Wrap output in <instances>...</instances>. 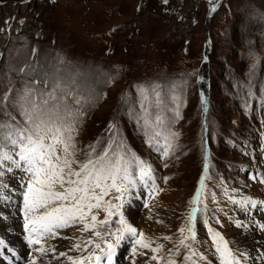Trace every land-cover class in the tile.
I'll use <instances>...</instances> for the list:
<instances>
[{"label":"rangeland","instance_id":"374dc122","mask_svg":"<svg viewBox=\"0 0 264 264\" xmlns=\"http://www.w3.org/2000/svg\"><path fill=\"white\" fill-rule=\"evenodd\" d=\"M27 89L55 91L50 103L79 117V159L111 149L138 184L110 191L119 207L93 209L89 231L76 222L47 238L68 257L93 263L123 217L137 235L124 234L121 264H254L244 240L264 206V0H0V121L24 122L9 101ZM0 152L12 157L0 159V221L18 220L28 173L13 163L19 147Z\"/></svg>","mask_w":264,"mask_h":264},{"label":"snow or ice","instance_id":"6c2138e0","mask_svg":"<svg viewBox=\"0 0 264 264\" xmlns=\"http://www.w3.org/2000/svg\"><path fill=\"white\" fill-rule=\"evenodd\" d=\"M58 87L59 83L54 85V89ZM46 96L48 98H45ZM57 99L55 91L40 93L37 97L33 89H27L19 100L13 98L9 101L12 106L19 108L24 122L18 121L13 125L0 121V147L6 144L13 148L19 147L17 153L19 161L13 163L20 167L23 162L25 165L23 170L28 173L24 193V226L28 229L31 224V232L38 237L44 234L55 236L54 229L71 226L76 222L83 225L84 231H89L96 222L95 215L90 218L91 225L87 222L92 210L100 209L103 205L104 211L111 216L112 208L119 205L105 201L104 197L112 190L117 193L128 191L125 181L128 184L133 183L127 168L122 167V157L109 156L111 149L96 155L88 153L83 160L78 158L73 134L77 131L79 117L67 105L62 107L61 103H50V100ZM6 100L7 97L0 98V105ZM76 103H80L79 99ZM12 119L15 120V117ZM0 159L11 160L12 157L0 152ZM143 175L142 172L141 177ZM116 198L121 199L119 196ZM189 219L191 220V214ZM104 223L107 224L108 221ZM120 224L122 227L117 232L110 233L114 237V242L107 243L106 250L101 248L100 244H96L95 247L100 249L102 255L93 254L87 257L89 261L93 258L96 261L106 258L111 264L113 254L124 239V234L137 235L136 229L127 224L123 217ZM95 236L104 239L98 231L95 232ZM191 238L195 239L194 233ZM29 242L36 244L39 240L30 237ZM136 243L143 248L150 247L144 243L143 234H140V239ZM76 247L79 248V245ZM135 251L133 249V253ZM217 251H220L219 246ZM224 255L222 253V257ZM69 259L72 260L71 257ZM72 264H84V261L72 260Z\"/></svg>","mask_w":264,"mask_h":264},{"label":"bare ground","instance_id":"6f19581e","mask_svg":"<svg viewBox=\"0 0 264 264\" xmlns=\"http://www.w3.org/2000/svg\"><path fill=\"white\" fill-rule=\"evenodd\" d=\"M10 212H11L10 215L8 213L4 221H0V238L3 239V243L6 244V246L7 244H10L12 246H15V245L18 246V240L15 234L19 232L20 225H25V218L22 217V221L17 223V218H15L14 212L13 211H10ZM259 228L258 227L254 228L253 231H251L252 233L251 239L249 237H246V239L244 240V245L248 247L249 250L251 251V261H253L254 264H264V261H263L264 259L262 256H260L262 253L264 254V206L262 207ZM40 249L46 250L43 256H40L35 253L30 255L31 251L25 253L24 250L18 251L16 248H13V247H10V248L5 247V251L9 250V252L14 255L19 254L20 256H22L23 253H25V257L26 255H28L27 259L29 261V264H33V262H35V264H65L67 263L66 262L67 254L64 253L62 255L65 249H63L60 244L50 243L46 238L42 241L40 245ZM2 250L3 248L0 247V252ZM37 250H34V252H37ZM59 250H62L61 254H57ZM21 264H23V262H21Z\"/></svg>","mask_w":264,"mask_h":264},{"label":"trees","instance_id":"16d2710c","mask_svg":"<svg viewBox=\"0 0 264 264\" xmlns=\"http://www.w3.org/2000/svg\"><path fill=\"white\" fill-rule=\"evenodd\" d=\"M205 65V64H204ZM203 80L199 83V86H200V89L202 91L205 90L206 86H205V83H206V77L205 76H202Z\"/></svg>","mask_w":264,"mask_h":264}]
</instances>
